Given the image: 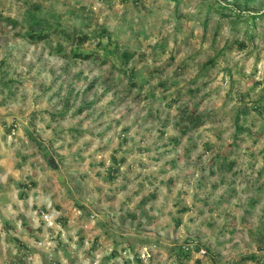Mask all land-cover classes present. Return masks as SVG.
I'll return each mask as SVG.
<instances>
[{
    "label": "rangeland",
    "instance_id": "obj_1",
    "mask_svg": "<svg viewBox=\"0 0 264 264\" xmlns=\"http://www.w3.org/2000/svg\"><path fill=\"white\" fill-rule=\"evenodd\" d=\"M263 11L0 0V264H264Z\"/></svg>",
    "mask_w": 264,
    "mask_h": 264
},
{
    "label": "trees",
    "instance_id": "obj_2",
    "mask_svg": "<svg viewBox=\"0 0 264 264\" xmlns=\"http://www.w3.org/2000/svg\"><path fill=\"white\" fill-rule=\"evenodd\" d=\"M173 2L179 1V0H172ZM223 14H227L230 15L232 14V16H235L236 20L235 22H237L238 19H244L247 20L250 19L251 15L249 14V12H244L241 9H238L237 7H235V9H231V12L229 13H225L224 9H227L226 5L220 4ZM38 7L34 6L33 8H30L29 12H28V16L26 18V21L29 23V27L30 30L27 32V36L32 37L34 39H45L46 37H48V34L50 32V29L52 28L53 30L55 29V32L58 34H61L62 36H66V37H73L72 34H70V32H68L66 30V28H62L59 26V24L57 23H53L52 21H48L46 20V18H44L43 16H41L38 12H37ZM263 12H259V14L257 15H263ZM208 17L206 19L207 23L208 21ZM253 23H255V20L253 19ZM254 27V25H253ZM72 35V36H71ZM88 38L87 34H80L77 36V40L79 41V43L85 42L86 39ZM245 42H242L241 47H245ZM81 52L79 50H74V55L75 56H80ZM87 55V57L89 56V54H84ZM124 57H126V59H128L130 57V54H128L127 52L124 54ZM21 196H24V193H21Z\"/></svg>",
    "mask_w": 264,
    "mask_h": 264
},
{
    "label": "built area",
    "instance_id": "obj_3",
    "mask_svg": "<svg viewBox=\"0 0 264 264\" xmlns=\"http://www.w3.org/2000/svg\"><path fill=\"white\" fill-rule=\"evenodd\" d=\"M200 251L203 254H206V252H207L206 249H204V248H201ZM150 256H151V254H150L148 248L145 247L144 251L141 253V257L144 259V258H149Z\"/></svg>",
    "mask_w": 264,
    "mask_h": 264
}]
</instances>
